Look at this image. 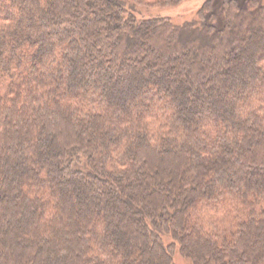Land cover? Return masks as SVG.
I'll return each mask as SVG.
<instances>
[{
  "label": "trees",
  "instance_id": "obj_1",
  "mask_svg": "<svg viewBox=\"0 0 264 264\" xmlns=\"http://www.w3.org/2000/svg\"><path fill=\"white\" fill-rule=\"evenodd\" d=\"M183 1L0 0V264H264V4Z\"/></svg>",
  "mask_w": 264,
  "mask_h": 264
},
{
  "label": "rangeland",
  "instance_id": "obj_2",
  "mask_svg": "<svg viewBox=\"0 0 264 264\" xmlns=\"http://www.w3.org/2000/svg\"><path fill=\"white\" fill-rule=\"evenodd\" d=\"M208 0H185L175 7L151 6L140 9L144 16H161L172 19L175 23H183L185 21L196 18L197 12L202 5ZM221 2L222 0H217ZM243 2L245 0H238ZM260 4H264V0H258ZM178 259V257H177Z\"/></svg>",
  "mask_w": 264,
  "mask_h": 264
}]
</instances>
